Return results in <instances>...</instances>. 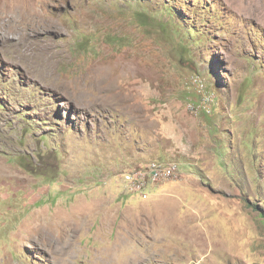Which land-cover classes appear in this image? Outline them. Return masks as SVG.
I'll return each mask as SVG.
<instances>
[{
  "label": "rangeland",
  "instance_id": "rangeland-1",
  "mask_svg": "<svg viewBox=\"0 0 264 264\" xmlns=\"http://www.w3.org/2000/svg\"><path fill=\"white\" fill-rule=\"evenodd\" d=\"M0 264H264V0H0Z\"/></svg>",
  "mask_w": 264,
  "mask_h": 264
},
{
  "label": "built area",
  "instance_id": "built-area-1",
  "mask_svg": "<svg viewBox=\"0 0 264 264\" xmlns=\"http://www.w3.org/2000/svg\"><path fill=\"white\" fill-rule=\"evenodd\" d=\"M173 170L170 167L153 166L151 169L131 170L124 174L123 181L129 191L144 192L148 184L158 181L160 178L170 177Z\"/></svg>",
  "mask_w": 264,
  "mask_h": 264
},
{
  "label": "bare ground",
  "instance_id": "bare-ground-1",
  "mask_svg": "<svg viewBox=\"0 0 264 264\" xmlns=\"http://www.w3.org/2000/svg\"><path fill=\"white\" fill-rule=\"evenodd\" d=\"M46 23V22H45ZM45 23H44V25H45ZM46 24H49V23H46ZM51 24V23H50Z\"/></svg>",
  "mask_w": 264,
  "mask_h": 264
}]
</instances>
